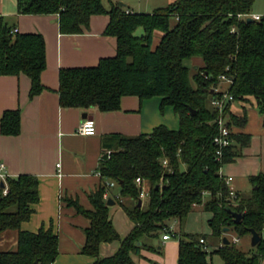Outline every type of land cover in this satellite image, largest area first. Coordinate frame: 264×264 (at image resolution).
<instances>
[{"label": "trees", "instance_id": "trees-1", "mask_svg": "<svg viewBox=\"0 0 264 264\" xmlns=\"http://www.w3.org/2000/svg\"><path fill=\"white\" fill-rule=\"evenodd\" d=\"M17 5L21 15H57L64 35L90 31L95 16L110 18L105 35L117 39L116 55L101 59L95 67L62 69L58 91L62 108L115 112L121 109L123 97H159L161 112L170 107L179 117L177 130L160 125L148 135L104 138L112 155L103 158L99 171L103 183L91 196L93 209L66 199L90 221L83 254L94 258L93 264H134V254L152 249L144 243L146 238L159 237L174 222L184 227L195 207L204 205L213 214L209 225L214 238L223 237L228 228L239 240L251 236V230L262 240L249 252L230 240L208 252L200 244L203 236L181 231L178 264H213V254L224 264H263L264 174L250 177L253 189L244 197L221 173L225 165L243 156L252 141L251 135L235 131L245 128L247 114L237 116L231 106L253 103L264 118V16L247 22L254 0H176L152 13L133 12L113 0H17ZM14 31L0 16V76L26 75L33 99L46 90L42 82L46 41L42 34ZM157 34L161 35L158 44ZM194 59L201 62L187 65ZM225 94L234 98L225 111L231 145L219 158L214 140L220 114L214 102ZM0 132L3 136L21 133L20 110L4 112ZM165 160L168 167L163 165ZM138 178L148 191L141 207ZM107 181L116 182L120 197L114 201L135 224L124 240L110 217L109 199L104 198ZM6 183L9 193L4 195L0 189V234L17 231L18 243L15 251L0 252V264H53L59 240L52 225L38 233L21 231L40 202L38 178L21 175ZM230 211L243 215L239 224ZM115 241H121L118 252L101 258V245Z\"/></svg>", "mask_w": 264, "mask_h": 264}, {"label": "crops", "instance_id": "crops-1", "mask_svg": "<svg viewBox=\"0 0 264 264\" xmlns=\"http://www.w3.org/2000/svg\"><path fill=\"white\" fill-rule=\"evenodd\" d=\"M121 4L129 6L130 11L143 13L136 5ZM106 6L109 7L110 3L106 2ZM0 16L19 33L42 34L47 45V69L42 74L46 90L42 94L30 98L31 80L26 75L0 76V124L4 112L21 111V133L18 136H3L0 132V175H6L5 179L0 177V189H3L2 183L7 187L8 178L21 175L37 177L40 202L33 206L34 214L29 221L22 223L21 231L38 233L42 227L48 229L52 225L59 240L58 256L53 264H93L95 259L82 252L86 243L85 230L90 221L68 205L66 199L77 201L86 210L93 209L91 196L103 183L99 171L107 149L104 146L106 136L148 135L160 125L177 130L179 117L170 107L162 113L159 97L148 100H141L137 96L123 97L121 109L115 112L61 107L58 91L62 69L95 67L101 59L116 55L117 39L105 35L109 16L93 17L90 31L81 35L61 34L57 15L19 14L17 0H0ZM142 33L140 30L138 35ZM160 37L157 34L156 44L160 42ZM231 111L237 116L247 114L245 128L235 131L251 135L252 141L243 150V156L225 165L221 173L226 179H233L231 187L235 193L250 195L253 189L250 177L264 174V118L253 103L236 102L231 106ZM90 117L96 122L97 134H79V127ZM2 165L5 166L4 170ZM109 195V200L115 203L109 206L110 217L121 240H124L135 224L123 207L114 201L118 200L119 189H111ZM208 199L209 195L206 197ZM212 217L213 214L206 211L204 205L197 206L190 213L185 226L179 224L180 228L177 229L194 234V221L206 219L209 224ZM210 232L212 235L211 227ZM229 232H225L221 238L212 236L211 240L203 236L210 252L224 244V238L236 237ZM0 236L1 245L9 243L10 249H17V231H5ZM250 237L252 239V235ZM144 243L152 249L145 247L140 254H134V264H178L180 244L177 239L164 241L163 235H159L154 239L146 238ZM120 247L121 241L104 243L100 257H112ZM215 255L219 256L213 254L210 257L213 264Z\"/></svg>", "mask_w": 264, "mask_h": 264}, {"label": "built area", "instance_id": "built-area-1", "mask_svg": "<svg viewBox=\"0 0 264 264\" xmlns=\"http://www.w3.org/2000/svg\"><path fill=\"white\" fill-rule=\"evenodd\" d=\"M253 18L255 20H259L261 17L253 15ZM14 32H18L17 30H15ZM234 102V98L229 95V94H225L223 95L222 98H219L218 100H216L215 103V107L219 110V118H218V127H219V135L215 138L214 143L215 145L218 147V152L217 155L218 157H222V153L223 150L227 147H229L231 145V129L228 126L229 123V119L225 114L226 108L228 106V104L233 103ZM78 133L84 136H94L97 134V126H96V122L94 119L88 118L86 119L82 125L79 127L78 129ZM112 155V151L106 149L104 152V157H108L110 158ZM103 157V158H104ZM164 167H168V161L165 160L163 162ZM5 169V166L2 165V170ZM99 175L101 176V173L99 172ZM1 178L5 179L6 175L2 174L0 175ZM102 177V176H101ZM232 178L229 177L227 178V183L229 185H231L232 182ZM136 183L138 185V187L141 189L140 192V198L142 201L146 200L148 197V191H147V187H146V183L143 179L138 178L136 180ZM106 192L104 194V198L105 199H109L110 197V191L111 189L117 187L116 182L114 181H107L106 182ZM4 195H7L9 193V190L7 187H5L4 191H3ZM117 199H119V196H117ZM178 222H174L173 224H170L168 227H166L163 231H162V235H163V240L164 241H169L171 239H177V235H179V231L177 229V224ZM236 242H238V239H235ZM200 244L204 246L205 250H207L208 252H210V247L206 244V240L204 238L200 239Z\"/></svg>", "mask_w": 264, "mask_h": 264}, {"label": "rangeland", "instance_id": "rangeland-1", "mask_svg": "<svg viewBox=\"0 0 264 264\" xmlns=\"http://www.w3.org/2000/svg\"><path fill=\"white\" fill-rule=\"evenodd\" d=\"M175 1L176 0H121L120 3L125 2L126 4H128L130 6L136 5L139 8V10H141V11H143V13H145L146 10H148V12H152L153 10H157L159 8H164V7L168 6L169 4H171ZM128 7L129 6H127V8ZM253 15H256L259 17L264 16V0H254ZM253 15L251 17H253ZM199 62H201L199 59H194V60L188 61L187 65H189L190 67H195V65L198 64ZM254 108H255V106H254ZM257 110H258V108H257ZM243 196L248 197L249 195L247 193H244ZM192 226H193L194 235H198L199 237L207 236V238H209V240L212 239V235L210 232V226H209L208 221L206 219H204V220L197 219L196 221L193 222ZM177 227L180 228L179 223H178ZM0 237H2V236H0ZM235 238H237V236L236 237L230 236L229 240L236 243L237 247L240 250L246 252L249 249H251V237L250 236H246V237L240 239V241L238 243L234 240ZM263 238H264V232H263ZM221 246H223V244ZM11 250L14 251L15 249H10L9 243L8 244L4 243L3 245L0 244V252H8ZM214 263L215 264H224V261L222 260V258L220 256L215 255Z\"/></svg>", "mask_w": 264, "mask_h": 264}, {"label": "water", "instance_id": "water-1", "mask_svg": "<svg viewBox=\"0 0 264 264\" xmlns=\"http://www.w3.org/2000/svg\"><path fill=\"white\" fill-rule=\"evenodd\" d=\"M122 6H123V4H121ZM255 21V19L253 18V17H249L248 19H247V22H254ZM193 113H195V112H193ZM91 118V117H90ZM92 119V118H91ZM1 187L4 189L5 188V184L4 183H2L1 184ZM142 203H143V201L142 200H140V202H139V207H141L142 206ZM115 203L112 201V200H109L108 201V206H113ZM230 213L232 214V216L234 217V220H235V223L236 224H239L241 221H242V218H243V215L242 214H238V213H235V212H232V211H230ZM229 231V229L228 228H226L225 229V232H228ZM251 235H252V239H251V243H252V246L253 247H256L260 242H261V240H262V237L260 236V234L258 233V232H256L255 230H251ZM223 242H224V244L225 245H228L230 242H229V239L228 238H224V240H223Z\"/></svg>", "mask_w": 264, "mask_h": 264}]
</instances>
